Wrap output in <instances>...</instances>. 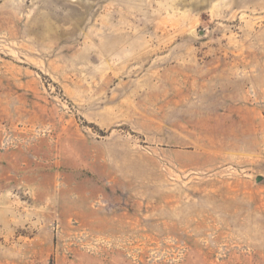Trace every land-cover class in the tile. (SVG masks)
<instances>
[{
	"label": "rangeland",
	"instance_id": "rangeland-1",
	"mask_svg": "<svg viewBox=\"0 0 264 264\" xmlns=\"http://www.w3.org/2000/svg\"><path fill=\"white\" fill-rule=\"evenodd\" d=\"M0 264H264V0H0Z\"/></svg>",
	"mask_w": 264,
	"mask_h": 264
}]
</instances>
